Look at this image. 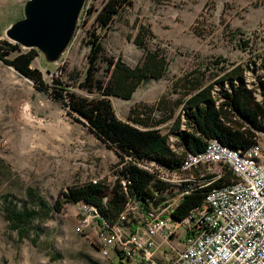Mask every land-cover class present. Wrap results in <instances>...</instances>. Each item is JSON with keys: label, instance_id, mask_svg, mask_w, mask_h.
Listing matches in <instances>:
<instances>
[{"label": "rangeland", "instance_id": "obj_1", "mask_svg": "<svg viewBox=\"0 0 264 264\" xmlns=\"http://www.w3.org/2000/svg\"><path fill=\"white\" fill-rule=\"evenodd\" d=\"M26 1L0 0V39H7L6 29L23 18ZM104 1L85 0L72 39L56 62H48L33 48L37 55L32 66L48 83L55 74L68 81L64 67L85 72L95 15L87 9H99ZM141 25L153 33L147 43L150 48L161 49L169 60V69L161 79L144 82L131 100L111 98L122 120H127L135 102L154 106L162 99L172 104L183 93L176 82L190 77L192 71L206 72V81L214 79L219 70L211 61L216 57L225 59L227 66L249 64L246 71L251 81L264 78V0H134L108 29L99 30L104 49L109 55H122L134 66L144 51L134 41ZM243 40L249 41L246 47L240 46ZM207 65L209 70H205ZM68 88L93 95L76 85L69 84ZM168 126L165 124L161 131ZM102 154L104 178L110 181L113 177L107 173L116 158L108 147L75 121L66 106L36 90L31 80L0 60V264L115 261L113 252L108 257L99 254L95 225L79 231L77 202L54 209L61 191L81 181L85 176L82 169L101 159ZM11 211L25 213L23 233L11 229L7 220Z\"/></svg>", "mask_w": 264, "mask_h": 264}, {"label": "trees", "instance_id": "obj_2", "mask_svg": "<svg viewBox=\"0 0 264 264\" xmlns=\"http://www.w3.org/2000/svg\"><path fill=\"white\" fill-rule=\"evenodd\" d=\"M133 2L105 0L99 9H87L89 14L95 11L94 28L89 32L87 42L88 63L83 74L76 70L67 71L64 67L68 81L55 74L52 82L48 83L42 72L32 66L37 55L33 48L22 50L18 43L0 39V60L31 80L36 90L49 94L66 106L68 114L75 121L86 127L118 157L116 164L111 167L113 178L110 181L102 178L96 182L90 179L75 183L61 191L54 202L55 210L67 202L82 200L90 203L110 224L117 220L128 196L143 207L157 205L166 198L163 191L167 184L154 180V176L138 167L136 162L153 160L173 169L179 167L185 152L203 150L210 138L215 137L234 148L247 147L252 144L255 131H264V103L255 99L254 90L244 82L245 71L250 69V65L238 63L227 66L222 57L211 61L219 70L214 79L206 81V72L192 71L188 75L190 77L176 82L175 86L183 93L172 104L162 99L154 106L134 103L127 120L120 119L111 98L129 101L141 83L161 79L169 69V60L161 49L149 47L147 38H153L154 35L144 25H141L134 38L135 44L144 50L134 66L127 64L122 55H109L104 49L99 30L108 29ZM248 43V40H243L240 46L246 47ZM12 52L15 54L11 55ZM261 60L264 65V56ZM209 69L207 65L205 70ZM258 83L264 95L263 76L259 77ZM69 84L93 95L89 97L71 91ZM176 107H179L178 113ZM181 115L185 118L188 131L179 132ZM169 121L172 122L168 131L162 132L158 126ZM171 133L178 136L176 144L184 149L180 155L172 150L168 142ZM122 180L127 182L126 187ZM221 183L216 181L212 186ZM205 190L201 188L184 194L171 212L172 217L179 220L188 215L194 206L202 203ZM24 217V212L11 211L7 215L11 229L23 233L21 224Z\"/></svg>", "mask_w": 264, "mask_h": 264}, {"label": "built area", "instance_id": "obj_3", "mask_svg": "<svg viewBox=\"0 0 264 264\" xmlns=\"http://www.w3.org/2000/svg\"><path fill=\"white\" fill-rule=\"evenodd\" d=\"M247 74L246 86L264 103L259 83ZM188 130L181 115L179 132ZM176 137L169 134L168 142L175 139L169 144L180 155L184 149L176 144ZM136 164L154 180L167 184L166 198L157 205L143 207L128 196L117 220L110 224L94 205L77 202L78 229L96 226L102 257L113 252L129 264H264L263 130L255 131L247 147L234 148L210 138L203 150L185 152L177 168L153 160ZM216 181H222L221 185L212 186ZM121 182L126 187L127 182ZM201 188L206 189L202 203L185 217L174 219L171 212L183 195Z\"/></svg>", "mask_w": 264, "mask_h": 264}, {"label": "water", "instance_id": "obj_4", "mask_svg": "<svg viewBox=\"0 0 264 264\" xmlns=\"http://www.w3.org/2000/svg\"><path fill=\"white\" fill-rule=\"evenodd\" d=\"M85 0H27L24 16L5 31L8 40L36 48L50 63L66 50ZM14 69V68H13Z\"/></svg>", "mask_w": 264, "mask_h": 264}, {"label": "crops", "instance_id": "obj_5", "mask_svg": "<svg viewBox=\"0 0 264 264\" xmlns=\"http://www.w3.org/2000/svg\"><path fill=\"white\" fill-rule=\"evenodd\" d=\"M144 83V82H143ZM143 83H141L138 88L136 89V91L134 92V94L138 91V89L143 85ZM133 94V96H134ZM132 96V98H133ZM131 98V99H132ZM141 102V101H139ZM136 103V102H135ZM138 103V102H137ZM143 103V102H142ZM165 123L160 124L158 127L160 129H162L163 126H165ZM94 136V135H93ZM95 137V136H94ZM95 139L100 142L96 137ZM101 143V142H100ZM110 150V149H109ZM111 153L114 154V158L115 162H113L110 166H109V170H108V175H111L112 173V165L116 164V162L118 161V157L116 156V154L114 153V151L110 150ZM104 154L101 155V159L100 158H96L94 162H92L88 168L84 167V169H82V174L85 175L84 178H82L81 181L79 182H84V181H89L92 178H97V179H102L105 177L104 172L102 171V168H104ZM103 172V173H101ZM114 260L113 263L115 264H129L128 260H126L125 258L122 257V255H114Z\"/></svg>", "mask_w": 264, "mask_h": 264}]
</instances>
